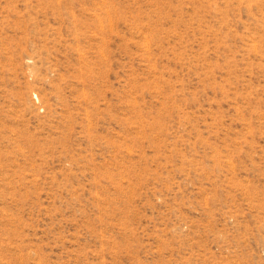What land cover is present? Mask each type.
Returning a JSON list of instances; mask_svg holds the SVG:
<instances>
[{"label": "rangeland", "instance_id": "obj_1", "mask_svg": "<svg viewBox=\"0 0 264 264\" xmlns=\"http://www.w3.org/2000/svg\"><path fill=\"white\" fill-rule=\"evenodd\" d=\"M0 264H264V0H0Z\"/></svg>", "mask_w": 264, "mask_h": 264}]
</instances>
